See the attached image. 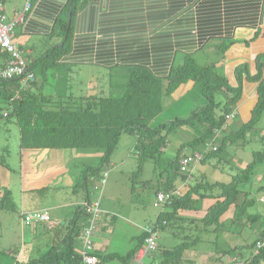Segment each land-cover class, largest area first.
Segmentation results:
<instances>
[{"label": "trees", "instance_id": "1", "mask_svg": "<svg viewBox=\"0 0 264 264\" xmlns=\"http://www.w3.org/2000/svg\"><path fill=\"white\" fill-rule=\"evenodd\" d=\"M263 16L264 0H65L64 10L54 18L49 28V34L57 33L61 40L39 57L32 58L30 70L35 75L38 67L43 76L48 69L61 65L115 69L116 75L124 79V83L118 85L120 92L98 98L89 94L70 95L72 98L67 96L68 100H57L56 104H52L51 97L36 94L33 90L37 78L26 89H22L18 81L0 79V98L5 105H10L5 118L16 119L22 149L98 151L97 165L85 162L79 165L81 180L73 188L79 187L83 191L85 202L90 200V180L101 179L104 166L109 162L121 134H135L137 142L134 149L138 164L135 176H140L145 162L151 160L163 179L157 194L172 192L171 198L163 202L168 209H162L152 225L155 231L184 222L183 210H197L198 200L194 196L216 198L205 212L202 220L205 226L219 223L230 207L234 215L232 224L241 222L245 217L247 223L258 221V215L248 213V208L255 201L249 198L244 188L251 181L256 166L264 160V148L254 151L252 162L240 168L228 182L201 181L189 185L183 195H176L174 191L176 182L188 175L180 169L183 150L188 147L195 151L196 146L206 144L218 131L225 129L228 123L226 116L236 110L235 106L242 96L243 80L257 83L250 120L223 137L215 149L204 151L200 163H207L226 144L245 140L259 123L264 112V51L256 56L254 75L247 71L248 66L236 67V86L229 85L218 67L225 58L228 46L225 42L234 40L231 36L235 29L256 25L257 22L262 24ZM210 40L218 41L216 57L203 64L198 63L195 54ZM177 53L183 55L179 64H175ZM0 55L4 65L6 55ZM196 81L202 83L201 95L207 100L205 106L185 119L176 117L171 122L151 126L164 110L163 99L174 96L181 86ZM7 88L19 90L17 97L16 92L8 95ZM217 93L224 95L220 114L215 111L218 104L214 95ZM10 98L13 99L11 103ZM196 124L205 128L200 137L180 145L173 157L162 154L169 133L175 127ZM258 192H264V186ZM240 196H243L241 203L238 202ZM0 208H15L9 189L0 196ZM85 220L84 211L78 206L60 243L50 245L36 259L15 264H84L76 244L81 223ZM263 236L264 228L252 244L253 250ZM146 237L143 229L137 244L124 256L107 253L100 257L95 247L90 255L95 257V264H104L112 259L129 264ZM184 239L173 247L160 248L157 245L156 250L147 256L158 259L157 264H181L184 251L199 242L200 237L191 239L185 236ZM263 260L264 247L256 254L252 252L244 264H260Z\"/></svg>", "mask_w": 264, "mask_h": 264}, {"label": "rangeland", "instance_id": "2", "mask_svg": "<svg viewBox=\"0 0 264 264\" xmlns=\"http://www.w3.org/2000/svg\"><path fill=\"white\" fill-rule=\"evenodd\" d=\"M6 6L7 4H4V8ZM256 32L258 33L256 39L252 38L244 42L243 39L236 37L232 41L225 42L228 45L224 53L227 59L226 64L224 65V62H222L218 68L219 73L227 78L229 85H237L235 75V66L237 65L240 67L248 66L247 71L251 76L256 73L255 59L253 68H251L248 56L251 54V47L256 50V56L259 52L264 51V27L256 30ZM12 36L15 38V43L20 47L22 55L27 59L39 57L47 48L61 40L60 35L57 33L23 34L19 25L12 29ZM217 43L216 40H210L203 46L201 51L195 54L198 63L203 64L205 57L206 61L216 57L215 46ZM176 55L175 64H179L183 59V55L180 53ZM35 73L37 81L33 90L36 94L51 97L52 104H56L57 100H68L67 96L72 98L70 95L89 94L94 98L111 94L114 96L119 91L118 85L124 83V79L116 75L115 69H106L101 66L61 65L48 69L43 76L40 75V70L37 67ZM243 81L246 86L250 85L255 90L257 86L255 81ZM201 88L202 83L200 81L188 83L181 86L176 95L164 98V110L152 121L151 126L173 121L176 118L173 114L175 111H178L180 118L185 119L193 111L205 106L207 100L201 95ZM82 91L84 92L82 93ZM14 92L13 89L7 88L8 95H12ZM223 99V94L217 93L214 95L215 103L218 104L215 111L218 114L222 113ZM0 108V196H2L4 190L9 189L15 204L14 210L0 208V264H15L16 262H28L44 254L47 248L41 247L40 249L42 245V240H40L42 238L40 237L47 232H41L43 231L42 226L47 230L50 229L48 224L26 225L22 221V211L65 199L67 201L69 198L74 199L75 196L71 194V189H68L67 185L80 182L81 168L79 165L83 162L80 159L72 160L70 167L63 170L58 167L59 161L65 159L74 150H54L65 154V156L60 160L55 158L53 161H46L48 157L44 155L52 149H22L20 147V127L15 118L8 120L2 115L5 111V103L2 102L1 98ZM240 120H242V116L239 113L237 118L228 120L227 125H232L233 121L238 124ZM246 120H242V122L245 123ZM204 129L199 124L175 127L169 133L162 154L166 157H173L180 145L200 137L205 131ZM254 129L259 134L257 136L259 141L248 142L247 140L245 142V140H238L234 143H228L220 148L216 156L209 158L206 164H199L196 171L193 169L195 165H192L190 167L191 175L193 173L195 180H200L202 176L206 175L209 182L216 180L228 182L231 180V177L246 165L245 163L252 162L254 151H260L264 148V112ZM233 130L225 127V129L218 131L215 136L207 140L206 144L196 146L195 151L202 153L211 149L212 146L220 145L222 138ZM136 142L137 137L135 134L122 133L109 162L104 166L103 171L108 173L105 183L101 184V179L95 178L89 182L92 199L99 198V209L103 212V219L97 233L98 237L102 241L104 240L103 248L98 251L100 257L107 253L124 256L137 244V238L142 233L141 230L154 225L157 214L162 209H168V207H164V203L157 201V188L161 187L163 179L160 170L156 169V165L151 160L146 161L142 174L135 176L138 166L134 149ZM184 152L190 153L192 149L186 147L183 150ZM95 153L99 154L95 150L86 152L91 156ZM65 162H69L68 159ZM97 163L98 161L92 162V165H97ZM47 164L51 166L43 167ZM256 168V170L264 173V160ZM196 182H190V185L193 186ZM255 183L251 180L244 188L248 191L251 187V199H254L255 196H262L258 190L254 191L252 189ZM21 188H26L27 192L22 193ZM254 200V204L248 208V213L258 215V221L240 225L232 224L231 220L234 215L233 208L230 207L219 223L205 226L202 222L205 217L204 211L183 210L181 212L182 216L196 217L197 221L190 222L186 220L181 223V227H167L164 230H159L156 243L160 248L173 247L185 241V235L195 234L200 236L197 248L201 253L207 252V250L210 252L213 247H216V251H219L228 244L235 245L241 253L244 252L245 256H248L246 246H250L253 239L256 238L255 236L264 228V204L259 203L256 199ZM56 211L50 210V213L53 215ZM61 211L65 214L67 209H61ZM32 226L37 227L35 229L38 232H31ZM104 226L105 228H103ZM133 261L135 263V260ZM158 261V259L149 261L145 258L142 259L141 264H157ZM134 263L129 262V264ZM104 264H122V262L118 259H112L105 261ZM260 264H264V260Z\"/></svg>", "mask_w": 264, "mask_h": 264}, {"label": "crops", "instance_id": "3", "mask_svg": "<svg viewBox=\"0 0 264 264\" xmlns=\"http://www.w3.org/2000/svg\"><path fill=\"white\" fill-rule=\"evenodd\" d=\"M0 1L2 3L3 8H4V4H7V6L4 8V12L7 15L8 19H12L16 15L24 12L25 4H26L27 0H0ZM31 7L32 8L28 12L25 13L24 22L19 25V26H21L22 33L27 34V35L49 34V32H50L49 28H50L52 22L54 21V18L57 15H60L61 12L65 8V0H36L35 2H33ZM263 27H264V23L261 24V22H257L256 25H252V26L251 25L241 26L240 28L235 29V32H233L231 39L232 38L235 39L236 37H239V38L243 39L245 42L248 39H252L253 36H255L254 33L256 32V30L263 28ZM13 40H14V42H16L15 38H13ZM249 48H250V45H249ZM255 52H256V50H254L251 47V50H250L251 54L248 56L249 63H251V68H253V62H254V59H256L255 58L256 57ZM223 60L224 61H222V62H224V65H225L226 64L225 61L227 60L226 57ZM205 61H206V57H205ZM3 63H4L3 56L0 55V66H2ZM83 66H85V65H83ZM91 66H94V65H91ZM237 66H235V67H237ZM179 90L176 93H178ZM83 92L84 91H82V93ZM176 93H175V95H176ZM255 101H256L255 90L253 88H251L250 85L246 86L244 84L242 96L235 106L236 111H237V115L235 118H237L239 116V113H240L243 121L246 119H247L246 121H249L250 116H251V111L254 107L253 105H254ZM173 114H174V116L179 117L178 111H175ZM242 120H240L238 124L234 123L235 121H233V124L232 125L228 124L226 126V129H229V128L234 129L233 131L238 130V128L243 124ZM258 135L259 134L256 130L249 132V134H247V136L245 138V142H247V140H248V142H250V141L255 142V140L259 141L257 139ZM239 144H241V143L239 142ZM86 152L87 151H75L74 150L73 153H69L65 157V159H63V160H60V159L62 157H64L65 154H61V152H57L54 150H50V152H48L44 156L48 157L46 159V161H53L55 158L59 159L60 161H59L58 167H60V169L67 170L70 167L69 165L71 164L72 160L80 159L82 162L86 161L89 164H92V162H96L99 160V154L95 153L93 156H91L90 154H86ZM66 159H68L69 162H65ZM242 162H244V161H242ZM199 164L203 165L202 163H199ZM199 164L195 165V167L193 168L194 171H196V167ZM245 164H247V163H245ZM47 166H51V165L50 164L43 165V167H45V168H47ZM193 169H192V171H193ZM256 169H255V173L253 174V176L251 178L252 181L256 182L252 188L254 191L255 190L257 191V190H259V188L264 186V173H261L259 170H256ZM80 171H82V169ZM187 174H188L187 178L179 179L176 182L174 194L183 195L189 189L190 182H193V181H197L196 183H199L201 181H203V182L207 181L208 182L206 175L202 176L200 178V180H195V178L193 177V173L191 175V171L187 172ZM71 176H73V174H71ZM71 179H72V177H71ZM216 181H219V180H216ZM216 181H214V182H216ZM77 183L78 182H76V184ZM76 184L67 185L68 189H71V191H70L71 194L75 196L74 199L69 198V200H67V201L65 199L63 201L54 202L52 204H48L45 206H37L35 208L26 209V210L22 211V215L27 213V212H33V211L46 212L50 216V219L55 223V225L52 229L50 228L47 230L44 226H42L43 228L41 227L43 229V231H41V232L45 231L47 233L44 232L45 234L41 235L40 238H42V239L38 238V239L42 240V245L40 246V249H41V247L42 248L44 247V249H45V248H48L50 245H56V244L61 242L62 238L64 237L65 233L67 232V226L70 224L71 218H72L76 208L78 206H81V204L85 201V196H84L83 191L80 190L79 187H77L76 189H73ZM21 189H22V193L27 192L26 188H21ZM250 190H251V187L248 189L249 198H251L250 197ZM216 193L217 192H214V194H216ZM259 193H261L262 196L261 197L255 196L254 199H256V201H258L259 203L264 204V192H259ZM258 195H260V194H258ZM91 197L92 196L90 193V198ZM194 198H196L198 200L197 210H195V212H199V211L206 212V210L209 208V206L216 201V198H212V197L198 198V196H194ZM242 201H243V196H240L238 198V202L241 203ZM61 209H67L66 213L63 214ZM50 210H57V211L55 212V214L52 215L50 213ZM185 217H186L185 221L186 220L190 221V222L197 221L196 217H192V216H185ZM189 217H190V219L188 220ZM245 218L244 219L242 218V221L239 223H236V224L237 225H240L242 223L247 224V222H245ZM83 223L84 222L81 223L82 226H83ZM177 227H181V223L176 224L175 228H177ZM35 228H37V227L32 226L31 232H33V233L38 232V231H36ZM103 228H105V226ZM141 232H143V229L141 230ZM97 233H98V231L94 234L93 241H94V247H95L96 251L98 252L99 249L103 248L104 240L102 241V239H100V237H98ZM261 233H262V231L259 232L255 236L256 238L253 239L250 246H246V248H248V250H247V252L249 253L248 256H245L244 252L241 253L240 250H238L235 245H228V244L225 247L221 248L219 251H216V249H215L216 247H213L210 250V252H208V250H207V252L201 253V252H199V250L197 248L199 242H196L192 247H190L188 250L184 251L181 264H183L185 262H187L188 264H244V262L250 258L251 254L253 252L252 244L257 240V238L261 235ZM185 236H187V235H185ZM188 237H193V239H194L196 237V235L195 234L189 235ZM97 240H99V242H97ZM101 242H103V243H101ZM76 247H77V250L80 249L79 236L77 238ZM146 258L149 261H153V259L148 257V256ZM233 260H235V261H233ZM132 262L134 263V261H132Z\"/></svg>", "mask_w": 264, "mask_h": 264}, {"label": "built area", "instance_id": "4", "mask_svg": "<svg viewBox=\"0 0 264 264\" xmlns=\"http://www.w3.org/2000/svg\"><path fill=\"white\" fill-rule=\"evenodd\" d=\"M34 0H27L25 4V10L23 13L16 15L12 19H8L7 15L4 12V8L2 7V3L0 1V53H4L6 55L5 61L6 63L0 66V79L1 80H15L18 81L20 87L22 89H26L28 84L33 82L36 78L34 73L30 70L29 64L31 62L30 59H27L22 55V51L19 46L14 42L12 36V29L16 25H20L25 20V13L31 9V3ZM19 91V90H18ZM16 92V97L17 93ZM12 98L9 99V102H12ZM10 105L5 106V111L2 113L4 117L7 116L8 109ZM236 116V112L233 111L229 115L226 116L227 120H230ZM215 149V146H212ZM204 151L199 153L197 151H193L190 153L184 152L180 159V169L182 172H189L190 167L192 165L199 164L201 159L203 158ZM108 173L106 171L102 172L101 184L105 183V179L107 178ZM92 196V195H91ZM172 192L163 193L158 192L157 200L160 203H163L167 199L171 198ZM100 200L99 198L92 199L89 201H84L81 204V208L85 214V222L83 223L82 229L79 234L80 241V252L82 256V261L84 264H95V257L90 255V252L93 250V237L94 234L98 231L99 225L102 222V212L99 209ZM22 221L31 226L32 224H48L50 228H53L55 223L50 219V216L46 212L42 211H33L27 212L23 214ZM144 231L147 233V237L143 246L139 249L135 256L136 264H141L142 259L147 256V254L153 252L157 248V232L154 230L153 226H147L144 228ZM264 247V236L262 240H259L255 243V248L253 250L254 254L258 252L259 249ZM235 261V260H233Z\"/></svg>", "mask_w": 264, "mask_h": 264}, {"label": "water", "instance_id": "5", "mask_svg": "<svg viewBox=\"0 0 264 264\" xmlns=\"http://www.w3.org/2000/svg\"><path fill=\"white\" fill-rule=\"evenodd\" d=\"M70 16H71V12L69 13V18H68L69 20H68V22L70 21Z\"/></svg>", "mask_w": 264, "mask_h": 264}, {"label": "clouds", "instance_id": "6", "mask_svg": "<svg viewBox=\"0 0 264 264\" xmlns=\"http://www.w3.org/2000/svg\"><path fill=\"white\" fill-rule=\"evenodd\" d=\"M31 4H32V3H31ZM31 8H32V7H31ZM26 58H27V57H26ZM29 59H30V58H29ZM30 60H31V59H30ZM5 106H6V105H5ZM235 112H236V115H237V111H236V110H235ZM232 119H233V118H232ZM232 119H231V120H232Z\"/></svg>", "mask_w": 264, "mask_h": 264}]
</instances>
